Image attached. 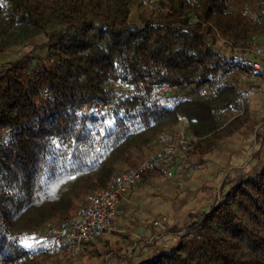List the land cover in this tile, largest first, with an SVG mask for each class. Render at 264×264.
Instances as JSON below:
<instances>
[{
    "label": "trees",
    "instance_id": "trees-1",
    "mask_svg": "<svg viewBox=\"0 0 264 264\" xmlns=\"http://www.w3.org/2000/svg\"><path fill=\"white\" fill-rule=\"evenodd\" d=\"M165 1L134 20L133 0H0V54L19 55L0 68V264L58 258L27 241L183 124L208 149L238 122L233 50L264 32V0ZM108 74L133 97L106 85ZM109 103L118 114H76ZM224 187L216 206L174 230L183 234L174 249L141 264H264V170Z\"/></svg>",
    "mask_w": 264,
    "mask_h": 264
},
{
    "label": "crops",
    "instance_id": "crops-1",
    "mask_svg": "<svg viewBox=\"0 0 264 264\" xmlns=\"http://www.w3.org/2000/svg\"><path fill=\"white\" fill-rule=\"evenodd\" d=\"M18 58L16 50L0 54V68ZM239 97L244 111L228 133L208 149L196 140L193 152L177 158L172 177L146 174L135 182L117 207L112 230L69 264L94 258L95 264L150 261L173 249L175 229L213 208L223 186L228 190L264 170V77L242 83Z\"/></svg>",
    "mask_w": 264,
    "mask_h": 264
},
{
    "label": "built area",
    "instance_id": "built-area-1",
    "mask_svg": "<svg viewBox=\"0 0 264 264\" xmlns=\"http://www.w3.org/2000/svg\"><path fill=\"white\" fill-rule=\"evenodd\" d=\"M141 7H152L155 12H162V4L165 0H139ZM189 4H194L195 0H188ZM251 49L254 58L250 59L242 53L235 52L234 55L242 59L240 68L242 75L238 78L236 88H239L245 81H255L264 77V39L259 41L252 38ZM236 50V49H234ZM246 51V50H245ZM105 84L114 88L120 95L129 99L133 97L131 84L116 81L110 74L106 76ZM171 92L168 86H159L158 94ZM203 96V93H199ZM43 101L51 100L49 92L42 94ZM240 109L231 114L240 116L244 111L243 100L239 97ZM76 114L93 115L95 117L113 116L118 114L115 104H97L93 107L81 105L77 108ZM5 136V129L0 128V137ZM195 139L186 133L183 124L173 135L169 145L155 151L135 168L123 171L120 174L111 176L105 188L97 190L90 198L87 205L76 208L74 214L63 217L55 222L46 224L35 234L39 235L43 241L44 248L52 255L62 257V260L76 259L85 253L89 244L98 238L107 235L112 230V222L116 215L119 203L125 199L129 188L146 174L170 178L173 176L176 160L190 146L195 144ZM183 234L181 233L180 236ZM189 237H192L189 235ZM48 264H54L50 262ZM63 264V263H62Z\"/></svg>",
    "mask_w": 264,
    "mask_h": 264
},
{
    "label": "rangeland",
    "instance_id": "rangeland-1",
    "mask_svg": "<svg viewBox=\"0 0 264 264\" xmlns=\"http://www.w3.org/2000/svg\"><path fill=\"white\" fill-rule=\"evenodd\" d=\"M140 2H139V0H133V5H132V9H131V19H134V20H136L137 19V17H139L141 14H145V15H148L149 13H150V11H154L153 10V8L152 7H146V8H143V7H141V5L139 4ZM257 40H259V41H261V40H263L264 39V32L262 33V34H260L257 38H256ZM215 47H216V50L217 51H220V50H223V52H225L226 53V55H231L230 54V52H228L227 51V48L225 47V45H224V43L221 41V40H219L217 43H216V45H215ZM235 52H237V53H242L241 51H239V50H233V53H235ZM243 54V56H245V57H248L249 58V56H250V59H253L254 58V55H253V52L252 51H248V50H246V51H244V53H242ZM155 152V151H154ZM153 152V153H154ZM152 153V154H153ZM151 155V154H150ZM149 155V156H150ZM149 156H147V157H145V159L146 158H148ZM144 159V160H145ZM217 202H218V199L215 201V203L213 204V207L214 206H216V204H217ZM84 204V203H83ZM82 204H79V205H77V207H79V206H81ZM76 207V208H77ZM201 216V215H200ZM199 217V216H198ZM197 217V218H198ZM177 231L178 230H180V229H176ZM177 233V232H176ZM179 234H181V233H178V235H177V242H176V244H175V246L173 247V249L176 247V245L178 244V241H179V239H180V235ZM41 241H42V239L40 238V236L39 235H34L31 239H29L28 241H27V245L28 246H31V247H41ZM169 249V248H168ZM172 249H170V250H167V251H171ZM95 255H98V253L97 252H95ZM82 256V255H81ZM80 256V257H81ZM98 259V258H97ZM97 259H93V261H91V262H89L90 264H95V263H97ZM70 259H66V260H62V257H60V256H58V258L57 257H55V258H53V259H51V260H47L46 261V263L45 264H48V263H50V262H53L54 264H69V261ZM85 261V260H84ZM82 261L81 259H80V262L78 261V264H87L88 263V261ZM74 262H72L71 264H73ZM88 263V264H89Z\"/></svg>",
    "mask_w": 264,
    "mask_h": 264
}]
</instances>
